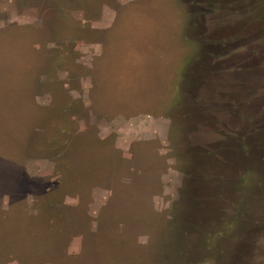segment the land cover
Returning <instances> with one entry per match:
<instances>
[{
    "label": "rangeland",
    "instance_id": "rangeland-1",
    "mask_svg": "<svg viewBox=\"0 0 264 264\" xmlns=\"http://www.w3.org/2000/svg\"><path fill=\"white\" fill-rule=\"evenodd\" d=\"M0 264H264V0H0Z\"/></svg>",
    "mask_w": 264,
    "mask_h": 264
},
{
    "label": "flooded vegetation",
    "instance_id": "flooded-vegetation-1",
    "mask_svg": "<svg viewBox=\"0 0 264 264\" xmlns=\"http://www.w3.org/2000/svg\"><path fill=\"white\" fill-rule=\"evenodd\" d=\"M260 94H262V93H260ZM251 98H253V100L254 101H250L251 102V107L253 108L254 106L252 105L253 104V102H255V103H258L257 101V99L259 98V95L257 94V95H254V96H252ZM244 103V101L243 102H241V104H243ZM248 105H249V103H247ZM256 107V106H255ZM255 112H257L256 111V109H255Z\"/></svg>",
    "mask_w": 264,
    "mask_h": 264
},
{
    "label": "crops",
    "instance_id": "crops-1",
    "mask_svg": "<svg viewBox=\"0 0 264 264\" xmlns=\"http://www.w3.org/2000/svg\"><path fill=\"white\" fill-rule=\"evenodd\" d=\"M103 12H104V11H103V9H102V10H100V13H99V18L101 17V15L103 14ZM99 18H98V19H99Z\"/></svg>",
    "mask_w": 264,
    "mask_h": 264
}]
</instances>
